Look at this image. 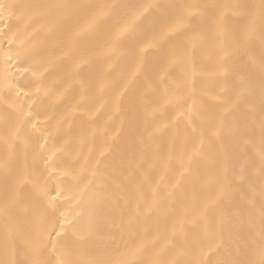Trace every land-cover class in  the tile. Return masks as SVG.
I'll return each instance as SVG.
<instances>
[{"label":"bare ground","instance_id":"obj_1","mask_svg":"<svg viewBox=\"0 0 264 264\" xmlns=\"http://www.w3.org/2000/svg\"><path fill=\"white\" fill-rule=\"evenodd\" d=\"M155 2L156 46L102 88L38 55L46 8L0 29V264H241L264 242V0Z\"/></svg>","mask_w":264,"mask_h":264},{"label":"snow or ice","instance_id":"obj_2","mask_svg":"<svg viewBox=\"0 0 264 264\" xmlns=\"http://www.w3.org/2000/svg\"><path fill=\"white\" fill-rule=\"evenodd\" d=\"M34 7L46 8L53 20L47 27L41 26L42 32L35 30L34 42L43 45L38 55L49 64L63 62L60 68L67 77L65 90L73 85L84 86L82 73L86 68V78L102 88L119 59L138 57L156 46V33L166 11L153 14L158 7L155 0H57L43 5L0 0V29L8 27L7 22L16 10ZM5 44H8L6 36ZM56 235H62V230ZM69 264L127 262L96 261L85 254ZM241 264H264V242L249 249L248 258Z\"/></svg>","mask_w":264,"mask_h":264}]
</instances>
